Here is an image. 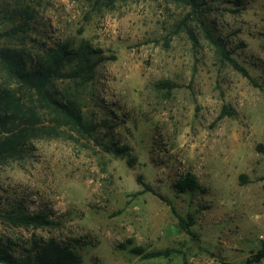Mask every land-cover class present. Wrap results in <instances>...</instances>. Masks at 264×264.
I'll return each mask as SVG.
<instances>
[{
  "label": "rangeland",
  "instance_id": "obj_1",
  "mask_svg": "<svg viewBox=\"0 0 264 264\" xmlns=\"http://www.w3.org/2000/svg\"><path fill=\"white\" fill-rule=\"evenodd\" d=\"M199 1L207 28L250 80L220 60L193 17L182 25L189 9L180 4L43 0L36 9L30 39L84 42L104 58L87 86H55L95 131L32 140L22 159L0 165V197L61 221L65 236L83 242L81 264H183L181 254L187 264H243L264 247V0ZM8 26L0 19V33ZM95 140L127 146L130 157ZM185 173L205 192L177 193ZM138 176L169 205L140 193ZM188 214L190 233L177 226ZM0 235L29 236L2 226ZM135 248L181 253L144 259Z\"/></svg>",
  "mask_w": 264,
  "mask_h": 264
},
{
  "label": "trees",
  "instance_id": "obj_2",
  "mask_svg": "<svg viewBox=\"0 0 264 264\" xmlns=\"http://www.w3.org/2000/svg\"><path fill=\"white\" fill-rule=\"evenodd\" d=\"M42 1L4 0L0 9V19L9 25L5 32L0 33V39L7 42L0 47V165L22 159L34 139L57 138L64 130L81 137H91L95 131V126L84 119L75 97L72 95L57 99L55 86L57 81L64 80L71 81L76 87L87 86L104 58H94L93 50L84 42L73 46L69 42L47 44L30 39V32L35 31L36 9L41 6ZM114 1L116 0H89V3L97 9L103 3L111 6ZM165 1L187 7L189 12L182 25L186 26V20L193 17L203 38L213 47L220 60L246 79H251L248 72L234 61L222 41L214 37L207 28L199 0ZM186 33L196 43L193 33L187 29ZM157 85L169 90L176 87L169 82H159ZM223 114L231 116L232 112L224 106ZM95 143L105 152L130 157L127 146L106 145L97 140ZM136 182L142 188L140 193L149 192L167 203L144 182L142 176H138ZM174 188L179 194L205 192L190 173L177 179ZM4 202L0 197V226L25 231L29 236L22 239L21 235L9 238L0 235V263L81 264V257L76 249L82 245V240L65 236L62 222L52 217L50 212L29 211L21 200ZM193 225L194 220L190 214L185 219H177V226L181 231L190 233L189 228ZM39 232H45L46 235ZM193 240L198 243L195 236ZM131 253L144 259H154L170 258L181 252L157 250L143 253L142 249L135 248ZM181 256L183 264H187L185 254ZM263 260L264 247L243 264H257Z\"/></svg>",
  "mask_w": 264,
  "mask_h": 264
}]
</instances>
